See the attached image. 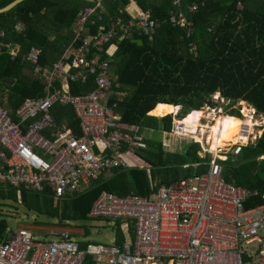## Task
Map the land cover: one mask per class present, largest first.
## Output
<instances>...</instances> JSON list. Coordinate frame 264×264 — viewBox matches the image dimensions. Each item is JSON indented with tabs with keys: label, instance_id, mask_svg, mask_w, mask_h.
Segmentation results:
<instances>
[{
	"label": "built area",
	"instance_id": "obj_1",
	"mask_svg": "<svg viewBox=\"0 0 264 264\" xmlns=\"http://www.w3.org/2000/svg\"><path fill=\"white\" fill-rule=\"evenodd\" d=\"M168 1L172 2L169 21L190 35L193 23L187 14H195L199 4L184 10L183 0ZM104 19L96 6L85 8L74 24V42L49 66L40 65L39 48L19 54L16 44L6 41V31L0 30L4 40L0 57L9 54L12 61L20 58L31 64L34 77L44 84L42 97L26 99L15 111L0 98L2 186L16 188L19 194L26 190L49 195L62 204L85 192L106 172L126 168V154L148 148L140 125L122 120L118 107L129 92L122 88L112 60L103 57L117 51L118 45L111 42L118 35L122 40L135 32L152 41L161 23L149 12H136L128 21L117 16L109 27ZM97 22H101L98 32H89L88 23ZM24 29L25 23H16L17 32ZM189 48L197 56V45L190 43ZM92 78L93 91L71 93V82L89 84ZM57 105L74 110L82 136H76L67 123H58L51 113ZM245 126L248 144L236 143L211 154L203 174L163 186L152 197L103 191L89 217L122 222V245L114 241L81 247L66 229L52 230L45 241H39L30 229L21 228L1 243L0 264H85L89 256L105 264H264V203L247 209L252 192L224 178L222 162H238L244 148L258 139L255 135L253 140L249 125Z\"/></svg>",
	"mask_w": 264,
	"mask_h": 264
},
{
	"label": "trees",
	"instance_id": "obj_2",
	"mask_svg": "<svg viewBox=\"0 0 264 264\" xmlns=\"http://www.w3.org/2000/svg\"><path fill=\"white\" fill-rule=\"evenodd\" d=\"M11 1L0 0V8ZM102 1L105 10L98 6V0H23L0 13V28L7 33L6 41L16 44L19 54H26L33 46L39 48L42 66L58 61L74 42V24L87 7L96 6L105 17L103 22L107 27L117 16L124 21L133 17L128 6L138 13H151L161 23L152 41L147 35L135 32L122 40L118 35L111 42L118 45L117 51L112 57L107 54L103 57L112 60L122 88L129 92L118 107L122 120L140 125L141 136L148 148L126 154V168L106 172L85 192L62 204H56L49 195L26 190L19 194L18 189L4 188L0 183V195L7 190L9 197L20 200L28 209L57 220L63 227L69 226L67 222L88 220L93 203L103 191L118 196L152 197L163 186L207 171L210 155L199 156V143H187L183 153L170 152L165 149L163 141L154 137L173 132L175 106L184 108V118L178 120V130L187 134L183 135L186 139L195 138L193 131L184 125L187 122L194 127L197 125L186 115L204 104L213 106L212 94L217 91L231 103L241 99L247 101L264 115V0H183L184 10L193 3L200 6L195 14H187L193 23L190 35L186 29L169 21L171 1ZM17 22L25 23L22 32L15 30ZM100 24L88 23L89 32H98ZM133 40H140L142 44ZM190 43L197 45V56L190 52ZM7 88L9 92L3 104L12 111L26 99L44 95V84L32 77V65L22 63L20 58L12 61L9 54L0 57V93L4 95ZM94 88L93 78L89 84L71 82L73 95L87 94ZM51 113L59 124L67 123L76 136H82L80 120L76 119L71 107L57 105ZM222 127L223 124L220 132ZM204 145L205 150L213 154L224 151L223 146L214 143ZM222 163L227 182L252 192L245 203L247 209L264 203V132L255 145L244 148L238 162L229 159ZM115 226V241L122 245L125 239L122 222L118 221ZM132 226H129L130 236L133 235ZM7 228L6 223L0 222V245L9 239ZM85 246L86 243H81V247ZM98 261L97 257L89 256L85 264Z\"/></svg>",
	"mask_w": 264,
	"mask_h": 264
},
{
	"label": "rangeland",
	"instance_id": "obj_3",
	"mask_svg": "<svg viewBox=\"0 0 264 264\" xmlns=\"http://www.w3.org/2000/svg\"><path fill=\"white\" fill-rule=\"evenodd\" d=\"M212 100L215 102L213 106L204 104L201 107L205 112L203 117L200 119V123L209 124V130H219L221 122L223 120L220 116L223 114L229 113L233 117L234 115H236L241 117L242 119L249 118L251 116L258 121L257 125L254 126L255 134H253L252 138L254 139V136L256 134L258 138H260V136L264 132V115L262 113H256L255 115L254 111V113H249L250 116H247L246 113H244V110L246 108H250L252 110L253 108H251L245 100L241 99L234 103H230L231 100L223 97L218 91L212 94ZM175 109L176 111L173 112L175 115L173 132L171 134L154 136L155 139L163 141L165 149L170 152L183 153L186 150V144H190L192 142L200 141L201 143H203L201 144V146L203 147L204 137L200 132L198 134L200 138H196L193 135L195 139H186L183 136L184 134H177V129H179L178 120L180 117H183L184 108H182L181 105V109L179 111L178 108ZM251 117L250 120H252ZM196 121L197 119L192 122L196 123ZM260 131L261 133L259 134ZM243 136L244 138L241 141L238 140L235 142L232 140V138L226 136L224 138L225 141L222 145L223 148L225 150H228L229 147L233 146L236 143H244L245 145H247L249 142V136H246L244 131H241L240 137ZM181 138H183L182 141ZM39 153L42 155L41 152ZM205 154L206 152L203 149L199 153V155L203 158L205 157ZM0 222H6L8 226L7 235L9 236L15 234L21 228H28L36 235L39 241H45L47 237L51 235L52 230L56 229L69 230L72 233V239L78 243L113 245L116 238L115 221L104 220V218H100V220H97V218H88V220L86 221L67 222L69 226L63 227L59 225V222L57 220H52L51 217L40 214L36 210L28 209L20 200L9 197L7 194V190H5L2 195H0ZM160 264L165 263L160 262Z\"/></svg>",
	"mask_w": 264,
	"mask_h": 264
},
{
	"label": "crops",
	"instance_id": "obj_4",
	"mask_svg": "<svg viewBox=\"0 0 264 264\" xmlns=\"http://www.w3.org/2000/svg\"><path fill=\"white\" fill-rule=\"evenodd\" d=\"M98 3L101 4V7H104L106 9V6H105V3L102 1V0H98ZM128 8L133 11L134 13L138 12V10H136L135 8H133L132 6H128ZM1 30V28H0ZM0 42H4L3 38H1V35H0ZM24 53V52H23ZM5 55V54H4ZM41 65V64H40ZM32 77L37 80L35 77H34V72H33V66H32ZM39 81V80H37ZM41 82V81H40ZM9 92V89L7 88L4 95L2 93H0V98H2V100L4 101V99H6V96ZM4 97V98H3ZM175 108H178V111L181 109V105H178V106H175ZM176 111V109H174V112ZM177 111V112H178ZM204 109L200 108V109H194L192 110L189 114H187L186 116L189 118L190 121H194L195 119H197L196 123L197 125L194 127L193 124L190 125L189 122H187L184 126L186 127L187 130L189 131H193L192 132V135H194L196 138H200L199 137V132L202 134V136L204 137V144L206 143L205 141H209L210 143H214L216 145H218L222 140H224L225 137H223L221 134H220V131L219 130H209V124H202L200 123V119L203 117L204 115ZM244 113H246V115L248 116L249 113H254V110L250 109V108H246L244 110ZM174 114V113H173ZM185 116V117H186ZM224 116H227L228 118L230 119H233V118H236V119H240V120H243L242 122H247L249 124H253L255 121L256 123L258 122L257 120H255V118L251 117L252 120H250V117L247 118L246 120L242 119L241 117H233L231 115H226V114H223L221 115L220 117H222V119L224 118ZM184 118V117H183ZM181 118V119H183ZM219 118V117H218ZM217 118V119H218ZM249 119V120H248ZM180 120V119H179ZM248 126V125H246ZM249 132H251V126L249 125ZM244 131V130H243ZM179 132V131H178ZM201 136V135H200ZM234 137V138H233ZM233 137H230L232 138V140L235 142V141H241L243 137H240V134L239 135H235ZM200 142V141H199ZM240 144H243L245 145L244 143H240ZM256 144V142H255ZM253 145V144H252ZM205 147V146H204ZM233 184V183H232ZM239 186V185H238ZM243 187V186H242ZM248 200V199H247ZM246 200V201H247ZM99 260V259H98ZM100 263H103V262H100L98 261L96 264H100Z\"/></svg>",
	"mask_w": 264,
	"mask_h": 264
},
{
	"label": "bare ground",
	"instance_id": "obj_5",
	"mask_svg": "<svg viewBox=\"0 0 264 264\" xmlns=\"http://www.w3.org/2000/svg\"><path fill=\"white\" fill-rule=\"evenodd\" d=\"M194 110V109H193ZM247 118H245L244 120H246ZM249 120V119H248ZM243 120H240V119H236V118H233V119H230L228 118L227 116H224L221 124H223V127L221 129V132L220 134L223 136V137H233L235 135H239L241 134V131L243 132L244 130V125H250L251 126V132H250V135L253 136V127L255 125H257V123H253V124H249L247 122H242ZM246 127V126H245ZM261 133V131L259 132V134ZM179 135H182L180 134L179 132L177 133ZM186 135V134H184ZM193 136V135H192ZM194 137V136H193ZM195 138V137H194ZM234 138V137H233ZM254 140V139H253ZM225 140H222L218 145L219 146H222L223 145V142ZM207 144H209V141H206ZM223 150H225L223 148Z\"/></svg>",
	"mask_w": 264,
	"mask_h": 264
},
{
	"label": "water",
	"instance_id": "obj_6",
	"mask_svg": "<svg viewBox=\"0 0 264 264\" xmlns=\"http://www.w3.org/2000/svg\"><path fill=\"white\" fill-rule=\"evenodd\" d=\"M21 1H23V0H13V1H11L7 5H5L4 7L0 8V13L10 10L12 7L17 5ZM133 42H138L140 45L142 44V41H140V40H133ZM4 223H6V222H4Z\"/></svg>",
	"mask_w": 264,
	"mask_h": 264
},
{
	"label": "clouds",
	"instance_id": "obj_7",
	"mask_svg": "<svg viewBox=\"0 0 264 264\" xmlns=\"http://www.w3.org/2000/svg\"><path fill=\"white\" fill-rule=\"evenodd\" d=\"M132 12H133V11H132ZM133 13H134V12H133ZM134 14H135V13H134ZM21 54H22V53H21ZM246 102H247V101H246ZM247 103H248V102H247ZM248 105H250L251 108L255 109L251 104L248 103ZM255 110H256V109H255ZM255 112H256L257 114L259 113L257 110H256ZM228 114H229V113H228ZM229 115H230V114H229ZM255 115H256V114H255ZM234 116H235V117H239V116H236V115H234ZM180 118H181V117H180ZM180 118H179V119H180ZM254 134H255V133H254ZM262 134H263V133H262ZM256 136H257V134H256ZM261 136H262V135H261ZM261 136H260V137H261ZM258 139H259V138H258ZM258 139H257V140H258ZM256 142H257V141H256ZM196 143H199L200 146H201V144H203V143H201V142H196ZM250 145H252V144H250ZM254 145H255V144H254ZM248 146H249V145H248ZM246 147H247V146H246ZM202 149L204 150V145H203V147L201 146V150H202ZM199 153H200V152H199ZM211 154H213V153H212V152H211V153H206L205 156L210 155V157H211ZM199 156H200V155H199ZM200 157H201V156H200ZM201 158H203V157H201ZM228 160H229V159H228ZM228 160H226V161H228ZM226 161H225V162H226ZM19 197H20V196H19ZM71 236H72V233H71ZM80 244H81V243H80Z\"/></svg>",
	"mask_w": 264,
	"mask_h": 264
}]
</instances>
